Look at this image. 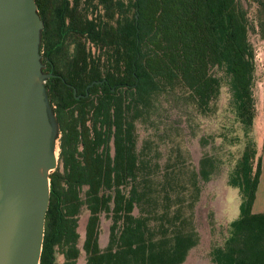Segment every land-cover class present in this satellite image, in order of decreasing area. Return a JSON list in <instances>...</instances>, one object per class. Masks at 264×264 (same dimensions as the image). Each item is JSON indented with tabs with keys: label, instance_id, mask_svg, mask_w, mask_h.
I'll return each mask as SVG.
<instances>
[{
	"label": "trees",
	"instance_id": "16d2710c",
	"mask_svg": "<svg viewBox=\"0 0 264 264\" xmlns=\"http://www.w3.org/2000/svg\"><path fill=\"white\" fill-rule=\"evenodd\" d=\"M34 2L41 62L53 60L66 83L90 84L88 97L76 101L59 79L45 82L59 151L38 264H53L54 247L63 264H75L81 252L84 264H182L199 241L201 184L227 160L221 142L230 134L236 141L237 131L243 146L226 182L237 191L238 217L209 258L264 264V213L251 212L260 158L250 137L248 40L264 35V0ZM222 93L223 125L200 139L213 146L195 165L179 122L192 134L214 120Z\"/></svg>",
	"mask_w": 264,
	"mask_h": 264
},
{
	"label": "water",
	"instance_id": "95a60500",
	"mask_svg": "<svg viewBox=\"0 0 264 264\" xmlns=\"http://www.w3.org/2000/svg\"><path fill=\"white\" fill-rule=\"evenodd\" d=\"M34 0H0V264H38L59 128Z\"/></svg>",
	"mask_w": 264,
	"mask_h": 264
},
{
	"label": "rangeland",
	"instance_id": "374dc122",
	"mask_svg": "<svg viewBox=\"0 0 264 264\" xmlns=\"http://www.w3.org/2000/svg\"><path fill=\"white\" fill-rule=\"evenodd\" d=\"M248 16L253 19V9L249 10ZM248 40L254 53V72L252 78V98L254 108V121L250 137L256 143L257 153L261 149V142L264 138L262 129L263 120V97H264V35L261 37L257 31L248 36ZM226 106V95L222 93L219 100V111L214 120L202 121L199 129L190 133L185 125L178 120L183 129V137L193 164L197 165L202 154L212 151V143L205 142L201 145L200 139H205L208 134L219 132L220 126L224 122V112ZM236 141H230L232 134L226 136V140L221 142V150L226 155L227 160L220 163L217 170L208 182L201 184V194L197 205L194 208V225L199 236V241L188 253L182 264H212L209 258V251L213 246L223 243L227 230L231 222L238 217L239 198L237 191L227 186V173L230 165L238 157L243 146L241 134L237 131ZM219 143V142H217ZM58 140L56 141V157L58 160ZM230 160V162H229ZM255 161V160H254ZM85 218L81 213L80 221ZM79 221V222H80ZM102 226H104L102 224ZM81 241L77 243L80 247ZM79 255L75 264H83ZM58 256L56 264L60 263Z\"/></svg>",
	"mask_w": 264,
	"mask_h": 264
},
{
	"label": "flooded vegetation",
	"instance_id": "af4514ba",
	"mask_svg": "<svg viewBox=\"0 0 264 264\" xmlns=\"http://www.w3.org/2000/svg\"><path fill=\"white\" fill-rule=\"evenodd\" d=\"M44 63H42L43 64V69H42V71L45 73V74H49L50 76L46 79V81L48 80V79H50V78H55V79H59L60 81H61V83H63V85L64 86H66L67 88H69V89H71V91H72V95H73V97H74V100H76V101H78V100H84V99H86L87 97H88V91H87V89H88V87L90 86V84H86L84 87H82V85H80L79 83H77V84H75V83H66L65 81H64V79L62 78V76H61V74H60V72L62 71L61 69H58V66H56L54 63L55 62H53V60H48L47 58H45L44 60ZM87 61V67H88V69H89V65H90V60L89 59H87L86 60ZM95 83H97V81H94ZM52 109L53 108H55V106H52L51 107ZM56 166H57V164H56ZM81 227H79V222H78V226L76 227V232L78 233V240H77V243L79 242V241H81L82 242V237H81ZM81 244V243H80ZM78 247V246H77ZM78 249H80V247H78ZM60 253V251H59V249H57V248H53V254H52V256H53V264H56V260H57V257L59 256L60 257V259H61V261H60V263L61 264H63L64 263V260H63V255L62 254H59ZM81 260H82V262H83V264H84V261H83V255H82V252H81ZM79 257V256H78ZM78 259V258H77ZM76 259V260H77ZM75 263H76V261H75Z\"/></svg>",
	"mask_w": 264,
	"mask_h": 264
},
{
	"label": "crops",
	"instance_id": "0c3cea01",
	"mask_svg": "<svg viewBox=\"0 0 264 264\" xmlns=\"http://www.w3.org/2000/svg\"><path fill=\"white\" fill-rule=\"evenodd\" d=\"M260 158V167L258 182L254 192V199L251 206V212L253 214L264 213V147L258 151Z\"/></svg>",
	"mask_w": 264,
	"mask_h": 264
}]
</instances>
